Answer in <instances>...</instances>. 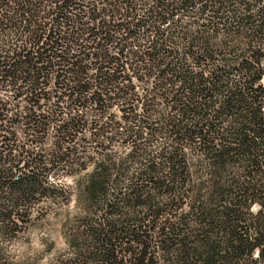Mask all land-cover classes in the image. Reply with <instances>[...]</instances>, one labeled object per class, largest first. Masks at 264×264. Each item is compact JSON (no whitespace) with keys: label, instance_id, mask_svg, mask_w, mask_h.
Listing matches in <instances>:
<instances>
[{"label":"trees","instance_id":"16d2710c","mask_svg":"<svg viewBox=\"0 0 264 264\" xmlns=\"http://www.w3.org/2000/svg\"><path fill=\"white\" fill-rule=\"evenodd\" d=\"M73 194L68 264H264V0H0V245Z\"/></svg>","mask_w":264,"mask_h":264},{"label":"rangeland","instance_id":"374dc122","mask_svg":"<svg viewBox=\"0 0 264 264\" xmlns=\"http://www.w3.org/2000/svg\"><path fill=\"white\" fill-rule=\"evenodd\" d=\"M88 171L62 177L58 183L72 191ZM30 210V217L25 222L17 221L19 233L16 238L1 243L2 260L7 264H68L73 253L70 241L77 235L70 232V224L83 213L75 195L70 196L68 203L61 199L54 203L45 201Z\"/></svg>","mask_w":264,"mask_h":264}]
</instances>
